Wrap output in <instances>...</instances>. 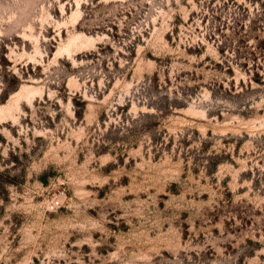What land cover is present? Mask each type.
Masks as SVG:
<instances>
[{
  "label": "rangeland",
  "instance_id": "374dc122",
  "mask_svg": "<svg viewBox=\"0 0 264 264\" xmlns=\"http://www.w3.org/2000/svg\"><path fill=\"white\" fill-rule=\"evenodd\" d=\"M0 264H264V0H0Z\"/></svg>",
  "mask_w": 264,
  "mask_h": 264
},
{
  "label": "built area",
  "instance_id": "2783aa9c",
  "mask_svg": "<svg viewBox=\"0 0 264 264\" xmlns=\"http://www.w3.org/2000/svg\"><path fill=\"white\" fill-rule=\"evenodd\" d=\"M57 205H58V201L54 202V203L52 204V207H56Z\"/></svg>",
  "mask_w": 264,
  "mask_h": 264
}]
</instances>
